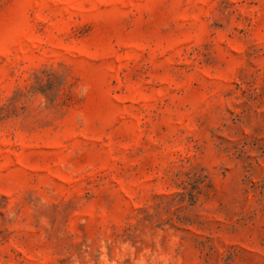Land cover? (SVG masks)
<instances>
[{
    "label": "rangeland",
    "instance_id": "374dc122",
    "mask_svg": "<svg viewBox=\"0 0 264 264\" xmlns=\"http://www.w3.org/2000/svg\"><path fill=\"white\" fill-rule=\"evenodd\" d=\"M0 264H264V0H0Z\"/></svg>",
    "mask_w": 264,
    "mask_h": 264
}]
</instances>
